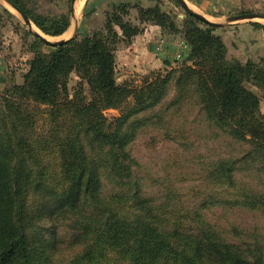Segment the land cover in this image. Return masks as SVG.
<instances>
[{
	"label": "rangeland",
	"instance_id": "374dc122",
	"mask_svg": "<svg viewBox=\"0 0 264 264\" xmlns=\"http://www.w3.org/2000/svg\"><path fill=\"white\" fill-rule=\"evenodd\" d=\"M16 1L47 29L67 19L66 29L58 35L43 32L30 19L32 31L51 41L80 40L103 30L107 14L123 4L121 20L139 28L130 39L120 40L114 51L121 98L108 107L98 98L96 107L105 124L120 121L118 149L111 148L91 125L76 129V113L65 102L76 98V106L85 108L78 112L84 119L97 112L89 105L96 96L75 73L68 76L66 91H60L54 103L21 101L24 113L38 119L39 130L31 132L30 140L35 135L42 170L36 169L45 174L48 185L61 189L59 143L65 133L73 138L76 129L91 169L89 195L83 194L76 205L80 214L111 219L139 216L164 223L197 221L232 242L237 231L247 237L258 232L255 235L264 241V150L232 136L205 110L199 80L188 69L201 57H193L186 41L188 29L197 26L219 38L227 61L251 62L264 70V18L226 20L240 13L264 16V0H213L208 2L212 4L205 10L208 13L184 0L214 26L189 18L178 0H84L78 12L72 0ZM152 7L166 13V24L138 18L139 9ZM113 28L119 31L115 24ZM54 50L33 36L6 0H0V102L18 101L12 88L23 83L30 60ZM243 84L258 95L264 116V86L253 79ZM121 151L132 161L127 176L119 175L115 166ZM45 190L25 196L30 264H128L123 253L107 246L106 233L88 235L82 225L85 218L56 209L52 199L43 197ZM89 251V260L78 259ZM20 253L19 246L8 264H25ZM262 258L264 264V253Z\"/></svg>",
	"mask_w": 264,
	"mask_h": 264
},
{
	"label": "trees",
	"instance_id": "16d2710c",
	"mask_svg": "<svg viewBox=\"0 0 264 264\" xmlns=\"http://www.w3.org/2000/svg\"><path fill=\"white\" fill-rule=\"evenodd\" d=\"M10 1L45 33L58 35L68 25L67 19L63 17L62 25L47 29L16 0ZM123 5L114 7L107 14L103 30L95 31L80 40L71 39L61 46H53L55 50L49 54L35 55L23 76V83L12 88L20 99L16 102L3 99L0 102V264H8V257L19 246L22 261L30 264L29 240L25 232L29 227L26 222L30 212L24 204L25 196L46 187V195L43 197L52 199L56 209L80 212L76 210V205L83 194L89 195L91 169L79 144V132L76 129L91 125L111 148L120 147V137L116 130L120 121L105 124V118L96 107L98 98L103 106L108 107L116 105L122 96L121 87L116 84L114 77V51L120 40L130 39L139 31L136 25L121 20L120 10ZM138 18L161 26L167 23L166 13L157 7L139 9ZM114 24L119 31L113 28ZM186 41L191 45L193 57H201L193 61L194 68L188 69L199 80L205 110L227 128L232 136L249 140L260 148L259 151H263L264 116L259 111V97L243 82L253 79L264 86V70L251 62L241 64L227 61L219 38L197 26L188 29ZM206 50H209L208 54ZM71 73H75L80 83H85L90 93L96 96L89 105H93L97 115L93 114L90 119L79 117L78 112L85 108L76 106V98L64 103L71 104V109L76 113L73 118L77 123L73 138L65 133L59 143L62 151L58 167L64 183L58 191L48 185L45 174L37 170L40 168L35 147L37 141L33 134L31 141L30 134L33 130H39L38 119H31L24 113L21 101L28 99L34 103H54L60 91H66V80ZM123 161H127L128 166ZM115 163L119 175L129 174L132 161L123 151L116 157ZM33 167L37 172L32 170ZM262 202L264 204V200ZM80 215L91 224H97L93 229L84 221L82 225L86 227L87 234L100 237L106 233L107 246L123 253L128 264L262 263L264 241L261 236L255 235L258 232L247 237L242 231H237L235 242H232L197 221L164 223L139 216L111 219L105 215L99 218L82 213ZM21 241L23 245H20ZM91 251L82 253L78 259L89 260Z\"/></svg>",
	"mask_w": 264,
	"mask_h": 264
},
{
	"label": "water",
	"instance_id": "95a60500",
	"mask_svg": "<svg viewBox=\"0 0 264 264\" xmlns=\"http://www.w3.org/2000/svg\"><path fill=\"white\" fill-rule=\"evenodd\" d=\"M180 5L183 7V9L185 10V12L191 16L196 17L197 19L207 23V24H211V25H215L216 23H213L211 21H209L208 19H206L203 15H201L200 13L192 10L187 3L184 0H178ZM6 2L14 9L16 10L22 17L23 21L25 22V24L27 25L29 31L33 34V36H35L36 38H38L40 41H42L43 43L50 45V46H61L63 43H65L68 40H57V41H51L48 38L42 36L41 34L37 33V32H33L32 28H31V21L30 19L19 9L17 8L12 2H10L9 0H6ZM75 0H72V5L74 6ZM254 18H264L263 15H259V14H255V13H240V14H235V15H230L227 17V21L228 22H234V21H238V20H243V19H254ZM70 40V39H69Z\"/></svg>",
	"mask_w": 264,
	"mask_h": 264
},
{
	"label": "crops",
	"instance_id": "0c3cea01",
	"mask_svg": "<svg viewBox=\"0 0 264 264\" xmlns=\"http://www.w3.org/2000/svg\"><path fill=\"white\" fill-rule=\"evenodd\" d=\"M194 7H196L197 9H200L202 11V9H204V12L205 13H208L207 11H205L206 9H208V6L209 5H212V4H209L210 1H213V0H188ZM78 2V0H76L75 2V6H74V11L75 12H78L79 8L77 9L76 7V3ZM209 2V3H208ZM84 3V0L82 2V4Z\"/></svg>",
	"mask_w": 264,
	"mask_h": 264
},
{
	"label": "bare ground",
	"instance_id": "6f19581e",
	"mask_svg": "<svg viewBox=\"0 0 264 264\" xmlns=\"http://www.w3.org/2000/svg\"><path fill=\"white\" fill-rule=\"evenodd\" d=\"M83 0H78V2L76 3V7L77 9H80V6L82 5Z\"/></svg>",
	"mask_w": 264,
	"mask_h": 264
}]
</instances>
